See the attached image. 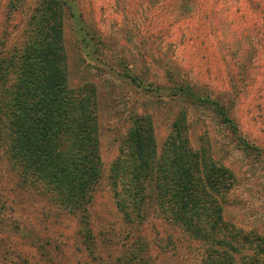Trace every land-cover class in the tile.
<instances>
[{
    "label": "trees",
    "instance_id": "trees-1",
    "mask_svg": "<svg viewBox=\"0 0 264 264\" xmlns=\"http://www.w3.org/2000/svg\"><path fill=\"white\" fill-rule=\"evenodd\" d=\"M65 11L84 58L108 65L99 52V35L85 26L74 0H40L22 48L0 58V150L17 173V185L75 220V236L91 264H152L145 237L150 219L173 225L195 241L196 264H264V232L224 217L238 176L216 156L215 146L213 157L203 144L190 143L189 114L207 112L232 149L254 161L264 159V148L240 131L234 96L197 85L173 63L160 64L162 73L152 77L120 61L117 71L107 66L140 97L163 103L172 114L159 148L151 114L140 109L129 116L106 179L130 242L120 244L117 257L102 255L89 220L102 174L96 90L90 81L67 83Z\"/></svg>",
    "mask_w": 264,
    "mask_h": 264
},
{
    "label": "rangeland",
    "instance_id": "rangeland-1",
    "mask_svg": "<svg viewBox=\"0 0 264 264\" xmlns=\"http://www.w3.org/2000/svg\"><path fill=\"white\" fill-rule=\"evenodd\" d=\"M40 0H0V58L20 50ZM88 29L99 35V52L114 71L117 61L148 77L160 64H176L190 81L234 96L233 113L242 134L264 148V0H74ZM69 86H95L102 174L89 205L92 232L108 259L117 257L125 226L114 207L106 174L117 154L132 111L151 114L157 148L168 132L172 111L145 97L126 80L82 55L68 12L62 18ZM156 103H154V102ZM173 111H175L172 108ZM189 141L203 144L233 168L237 186L224 217L264 232V159L231 147L207 112L189 114ZM17 173L0 150V264H91L75 236L76 223L35 192L17 185ZM47 236L51 241H45ZM152 264H196L199 245L158 219L145 223ZM100 243V244H99Z\"/></svg>",
    "mask_w": 264,
    "mask_h": 264
}]
</instances>
